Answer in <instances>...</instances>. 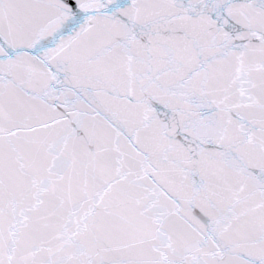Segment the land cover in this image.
<instances>
[{"label": "snow or ice", "instance_id": "1", "mask_svg": "<svg viewBox=\"0 0 264 264\" xmlns=\"http://www.w3.org/2000/svg\"><path fill=\"white\" fill-rule=\"evenodd\" d=\"M0 264H264V0H0Z\"/></svg>", "mask_w": 264, "mask_h": 264}]
</instances>
